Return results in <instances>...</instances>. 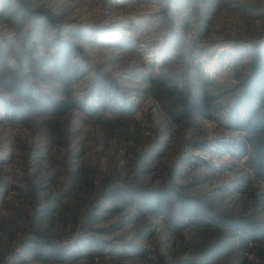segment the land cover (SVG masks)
I'll use <instances>...</instances> for the list:
<instances>
[{
    "label": "rangeland",
    "instance_id": "1",
    "mask_svg": "<svg viewBox=\"0 0 264 264\" xmlns=\"http://www.w3.org/2000/svg\"><path fill=\"white\" fill-rule=\"evenodd\" d=\"M23 1L52 21L0 0V264H264V180L232 121L264 0ZM60 41L81 48L66 84ZM201 95L210 116H187ZM163 190L215 216L139 203Z\"/></svg>",
    "mask_w": 264,
    "mask_h": 264
},
{
    "label": "trees",
    "instance_id": "2",
    "mask_svg": "<svg viewBox=\"0 0 264 264\" xmlns=\"http://www.w3.org/2000/svg\"><path fill=\"white\" fill-rule=\"evenodd\" d=\"M20 3V6L22 9H24L27 12L32 13L36 16H45L49 19V16H47L44 12L39 10L31 11L29 10V3L23 0H18ZM49 21H52L49 19ZM53 23V22H51ZM55 25V24H54ZM53 25V27H54ZM81 48L77 46L75 42L71 41H60L58 51L56 52V56L54 57V63L52 65L54 68L58 71V73L61 75L60 80L63 81V83H70L72 81L79 80L81 77L80 68L71 66V57L76 55L78 52L80 53ZM253 58L255 65L253 66L252 72L245 81V97H246V103L244 104L245 110L248 112V118L245 120H241L238 115V113L233 114L232 121H235L236 123H239V127L244 129L246 131V141L250 144H252L251 150L248 152L252 155V160L254 163V166L256 168V171L258 175L261 177L262 180H264V142L260 140L261 134H264V113L261 114V109L264 107V48L260 47L257 48L253 53ZM47 63V62H46ZM49 62L47 63L48 66H50ZM199 69V68H198ZM205 85V80L202 78ZM105 80H99L96 83V86H100L105 88ZM31 97V96H29ZM203 102L206 106V109H209V106H207V99L205 96H200L194 99L192 103H188L185 105L184 113L187 116H191L193 114V109H196L202 114L210 116L209 112L201 111L200 109L204 107ZM60 103L56 104V107H59ZM237 125V124H236ZM177 197L176 199L174 197ZM140 199V204L142 205H148L150 209H155L157 215H159L163 209L162 202H166L169 200L174 199L177 208H181L180 213L185 212H193V216H198L199 212L205 213L206 216L211 217L215 216L214 213L211 212V210H206V208H202L203 206L200 204V202H190L186 197L173 193L170 190H163L160 192V194L157 195H150L145 197V199L142 201L140 196H138ZM133 202L138 203L134 196H133ZM113 205L115 203L113 202ZM197 205V206H192ZM160 207V208H159ZM175 207V206H174ZM195 213V215H194ZM176 215V213H175ZM178 221V218L175 217V222ZM223 221L228 222L229 220H225L223 218ZM202 223H205V220H202ZM258 228L256 231H251L254 235V238L257 240L264 238V231L262 229ZM49 249L52 248V246L47 245ZM45 252L48 253L49 250H46L47 248H43ZM52 254H63L62 251L57 250H51ZM45 255V254H44ZM195 260H192L191 262H194Z\"/></svg>",
    "mask_w": 264,
    "mask_h": 264
}]
</instances>
